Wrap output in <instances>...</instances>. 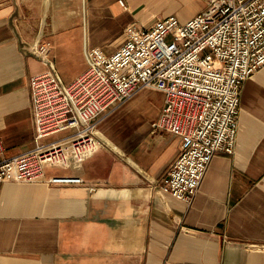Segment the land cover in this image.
Listing matches in <instances>:
<instances>
[{
	"label": "crops",
	"instance_id": "1",
	"mask_svg": "<svg viewBox=\"0 0 264 264\" xmlns=\"http://www.w3.org/2000/svg\"><path fill=\"white\" fill-rule=\"evenodd\" d=\"M124 1L0 0V159L36 147L30 79L48 69L37 43L50 42L69 84L87 68L86 49L112 54L129 26L162 18L148 0ZM163 106L162 91L142 88L98 119L102 145L81 163L68 155L40 181H5L0 264H264V65L243 83L234 154L214 155L191 202L160 189L181 144L155 125ZM54 176L84 183H49Z\"/></svg>",
	"mask_w": 264,
	"mask_h": 264
},
{
	"label": "built area",
	"instance_id": "2",
	"mask_svg": "<svg viewBox=\"0 0 264 264\" xmlns=\"http://www.w3.org/2000/svg\"><path fill=\"white\" fill-rule=\"evenodd\" d=\"M201 1L207 7L185 22L167 15L148 28L129 26L112 54L86 49L87 68L69 84L50 60V42H38L35 51L48 69L30 79L36 147L0 159V195L5 181H40L48 164L91 156L102 145L98 119L149 87L164 93L155 125L181 142L160 189L191 202L214 155L234 154L243 83L264 65V0ZM67 129L73 130L68 140L41 143ZM47 181L84 183L73 176Z\"/></svg>",
	"mask_w": 264,
	"mask_h": 264
},
{
	"label": "rangeland",
	"instance_id": "3",
	"mask_svg": "<svg viewBox=\"0 0 264 264\" xmlns=\"http://www.w3.org/2000/svg\"><path fill=\"white\" fill-rule=\"evenodd\" d=\"M157 0H148V9L155 13L158 17H165L167 14L176 15L181 20V15L189 8L192 9L190 17L196 15V13L202 11L207 7L208 3L201 0H160V3H155ZM187 16L183 17L186 18ZM189 17V18H190ZM148 97H151L150 93H146ZM151 109H148V115L151 113Z\"/></svg>",
	"mask_w": 264,
	"mask_h": 264
}]
</instances>
